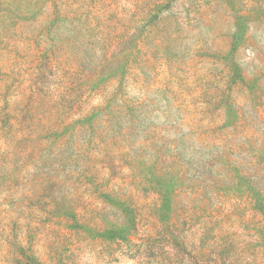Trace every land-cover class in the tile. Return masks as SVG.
<instances>
[{
	"label": "rangeland",
	"instance_id": "obj_1",
	"mask_svg": "<svg viewBox=\"0 0 264 264\" xmlns=\"http://www.w3.org/2000/svg\"><path fill=\"white\" fill-rule=\"evenodd\" d=\"M249 181L264 0H0V264H264Z\"/></svg>",
	"mask_w": 264,
	"mask_h": 264
},
{
	"label": "trees",
	"instance_id": "obj_2",
	"mask_svg": "<svg viewBox=\"0 0 264 264\" xmlns=\"http://www.w3.org/2000/svg\"><path fill=\"white\" fill-rule=\"evenodd\" d=\"M247 187L250 196L249 201L253 211H255L254 214L260 217L258 224L259 226L262 225L260 228L261 230L264 228V196L263 193H261L260 190L256 188V186L252 185V181L248 182ZM120 203L122 205L123 214L126 220L123 221V223L119 224L118 226H112L110 228L104 229L102 232L97 231L95 237H98L105 241L129 240V235L132 233V231L135 229L136 226V217L134 215V211L128 205H126L124 202L121 201ZM72 216L74 219V223L76 224L75 229H83V230H85L86 228L90 229L88 225L80 224L74 213ZM202 240L203 238L200 239V243L202 242ZM192 261H193L192 264H197L200 261V259L196 256V257H192Z\"/></svg>",
	"mask_w": 264,
	"mask_h": 264
}]
</instances>
